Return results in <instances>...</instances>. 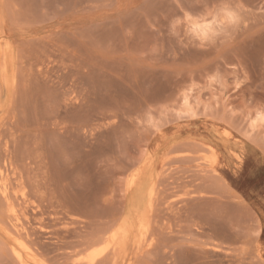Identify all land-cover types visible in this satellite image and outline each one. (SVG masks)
Listing matches in <instances>:
<instances>
[{
  "label": "rangeland",
  "instance_id": "1",
  "mask_svg": "<svg viewBox=\"0 0 264 264\" xmlns=\"http://www.w3.org/2000/svg\"><path fill=\"white\" fill-rule=\"evenodd\" d=\"M0 45V264H264V0H0Z\"/></svg>",
  "mask_w": 264,
  "mask_h": 264
},
{
  "label": "bare ground",
  "instance_id": "2",
  "mask_svg": "<svg viewBox=\"0 0 264 264\" xmlns=\"http://www.w3.org/2000/svg\"><path fill=\"white\" fill-rule=\"evenodd\" d=\"M1 46V45H0ZM6 46V45H5ZM9 46V45H8ZM2 47V46H1ZM5 48V47H4ZM8 48V47H7ZM1 49V48H0ZM14 52V51H13ZM3 55V54H2ZM12 55V54H11ZM14 55V54H13ZM3 57V56H2ZM4 58V57H3ZM14 58V57H13ZM4 60V59H3ZM1 63V62H0ZM6 64H7V62H5ZM2 65V64H1ZM3 66V65H2ZM10 68H12L11 66H9ZM8 67V68H9ZM17 67V66H16ZM19 68V67H18ZM1 69V68H0ZM17 69V68H16ZM27 69V68H26ZM3 69H1V71H2ZM9 70V69H8ZM14 69H12V71H13ZM4 71H5V69H4ZM16 71V70H15ZM19 71V70H18ZM6 72V71H5ZM9 73V72H8ZM16 73V72H15ZM14 73V74H15ZM18 73V72H17ZM32 73V72H31ZM6 74V73H5ZM3 75V74H2ZM9 75V74H8ZM16 75V74H15ZM28 76V75H27ZM27 76H25V77H27ZM6 77V76H5ZM4 77V78H5ZM8 77V76H7ZM16 77V76H15ZM9 78V77H8ZM29 78V77H28ZM27 79V78H26ZM3 80V79H2ZM5 80H6V78H5ZM8 80V79H7ZM4 81H2V83H3ZM8 82V81H7ZM13 83V82H12ZM10 84V83H9ZM235 144V143H234ZM202 147V146H201ZM204 149L206 148V147H203ZM204 149H202V150H204ZM169 153V152H168ZM205 153V152H204ZM211 154V153H210ZM208 156V155H207ZM206 156V157H207ZM212 156V155H211ZM211 160H212V158H211ZM205 163H207V162H205ZM215 163V162H214ZM150 164H148L147 166H149ZM164 165V164H163ZM144 166V165H143ZM211 167H213V165H211ZM209 171V170H208ZM213 172V171H212ZM214 174V173H213ZM216 176V175H215ZM134 177H135V175H134ZM6 179V178H5ZM4 179V180H5ZM21 179V178H20ZM146 181V180H145ZM138 177L136 176L135 178H133L132 180H131V182H130V184H129V191H131L132 193H134V192H137L138 190H139V186H138ZM1 187H2V189H3V191H1V192H3V194L8 198L9 196H8V191H9V189H10V187L8 188V186H7V184L4 182L3 184L1 183ZM144 187V186H143ZM26 188V187H25ZM15 191V190H14ZM140 192V191H139ZM153 193V192H152ZM9 195H10V193H9ZM26 196V195H25ZM153 196V195H152ZM151 196V197H152ZM10 198V197H9ZM153 200V199H152ZM155 200V199H154ZM153 200V202L155 203V201ZM9 201H11V200H9ZM26 202V201H25ZM152 205V204H151ZM10 207H13V205H11ZM15 208V207H14ZM144 209H145V207H144ZM13 211H15V210H13ZM136 211V210H135ZM133 212V211H132ZM12 213H14V212H12ZM155 213V212H154ZM15 214V213H14ZM16 215V214H15ZM15 216H13V218H14ZM12 218V217H11ZM16 218V217H15ZM132 218V217H131ZM141 219V218H140ZM15 220V219H14ZM18 220V219H17ZM21 220V219H20ZM13 221V220H12ZM144 220H142V222H143ZM145 221H146V218H145ZM144 221V222H145ZM3 224V223H2ZM146 224V226L148 225L147 224V222L145 223ZM141 225H143V223H141ZM19 226V225H18ZM142 227H145L144 225L142 226ZM122 229V228H121ZM145 229H147V228H145ZM122 231V230H121ZM119 232V231H118ZM122 233V232H121ZM145 233V232H144ZM120 234V233H119ZM12 235H15L14 233H12ZM11 235V236H12ZM118 235V234H117ZM117 235H116V237L115 238H113L114 240H115V250H113V251H115V256H119L118 254L123 250V244L121 243V241H119V238H117ZM146 235V234H145ZM17 236V235H16ZM15 236V237H16ZM115 236V235H114ZM123 241L125 242V243H129L130 241H131V237H132V235L128 232V231H124V233H123ZM18 238V237H17ZM18 239H20V238H18ZM257 239V238H256ZM9 240V239H8ZM141 241V240H140ZM12 242H13V244H14V247H13V252H14V254H15V256H16V258L19 260V262L21 263V264H31V261L33 262V261H35V258L27 251V250H25V246L20 242V240H17V239H13L12 240ZM105 242V241H104ZM112 244V243H111ZM13 246V245H12ZM110 246V244L108 245V247ZM107 247V248H108ZM127 247V246H126ZM136 248V247H135ZM111 249H113V248H111ZM104 250H106V249H104ZM12 251V250H11ZM26 251V252H25ZM257 251V250H256ZM125 253H127V252H125ZM25 254H26V256H25ZM123 254V253H122ZM90 258H91V256H90ZM120 258H121V255H120ZM124 259V258H123ZM122 258L121 259H119V261L120 260H123ZM118 260V259H117ZM116 260V261H117ZM95 262V256H92V258L90 259V264H93ZM118 263V262H117Z\"/></svg>",
  "mask_w": 264,
  "mask_h": 264
}]
</instances>
